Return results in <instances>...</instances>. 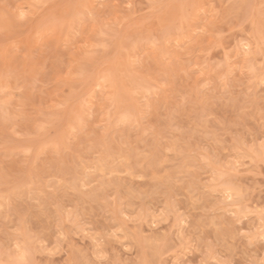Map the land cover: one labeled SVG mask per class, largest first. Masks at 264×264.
<instances>
[{
    "label": "rangeland",
    "instance_id": "1",
    "mask_svg": "<svg viewBox=\"0 0 264 264\" xmlns=\"http://www.w3.org/2000/svg\"><path fill=\"white\" fill-rule=\"evenodd\" d=\"M0 264H264V0H0Z\"/></svg>",
    "mask_w": 264,
    "mask_h": 264
}]
</instances>
